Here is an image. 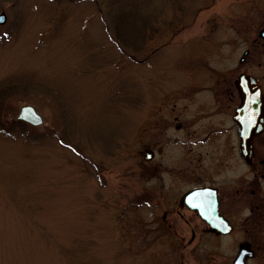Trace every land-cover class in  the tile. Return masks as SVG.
<instances>
[{"label": "rangeland", "instance_id": "rangeland-1", "mask_svg": "<svg viewBox=\"0 0 264 264\" xmlns=\"http://www.w3.org/2000/svg\"><path fill=\"white\" fill-rule=\"evenodd\" d=\"M260 6L0 0V93L15 91L3 119L20 122L27 102L43 117L0 131V264H197L193 243L173 244L174 234L188 241L195 217H175L167 233L145 195L162 189L149 188L135 143L157 98L169 93L175 111L197 100L201 58L221 63ZM153 106L163 107L160 99Z\"/></svg>", "mask_w": 264, "mask_h": 264}, {"label": "flooded vegetation", "instance_id": "flooded-vegetation-1", "mask_svg": "<svg viewBox=\"0 0 264 264\" xmlns=\"http://www.w3.org/2000/svg\"><path fill=\"white\" fill-rule=\"evenodd\" d=\"M243 28L221 63L202 57L197 64V100L185 96L181 111L169 107V93L157 98L160 110L152 103L133 153L146 164L149 188L162 189L145 195L167 233L175 217H195L188 241L174 234L173 244L193 243L197 264H264V0L255 26ZM189 178L192 185L177 192Z\"/></svg>", "mask_w": 264, "mask_h": 264}, {"label": "water", "instance_id": "water-1", "mask_svg": "<svg viewBox=\"0 0 264 264\" xmlns=\"http://www.w3.org/2000/svg\"><path fill=\"white\" fill-rule=\"evenodd\" d=\"M6 19V15L4 12H0V23L4 22ZM15 118L17 120H21L27 123H30L32 125H40L43 123V117L42 115L36 110L34 105L30 103H23L19 106L18 113L16 114ZM241 119V118H240ZM239 128L243 132V129L245 130V133L250 131L251 125H246V122H243L239 120ZM193 198H194V192H190L186 195V199L188 200L189 204L193 206Z\"/></svg>", "mask_w": 264, "mask_h": 264}, {"label": "trees", "instance_id": "trees-1", "mask_svg": "<svg viewBox=\"0 0 264 264\" xmlns=\"http://www.w3.org/2000/svg\"><path fill=\"white\" fill-rule=\"evenodd\" d=\"M127 5L129 7L130 4H127ZM127 5H123L122 7H127ZM132 5L129 8H131ZM124 9H126V8H124ZM124 9H122V10L124 11ZM120 38L123 41L127 40L126 38L123 39L122 36H120ZM13 89H14L13 86L8 85L7 89L4 88V90H2V92L0 93V131H2L3 133H6V134L11 133L13 126H21L23 128L28 127L27 124H25L21 121L20 122L15 121L13 123L12 121L8 122V121H4V119H3V116H6L13 109L12 107H10L11 99H13L15 96L14 95L15 91ZM11 113H12V111H11Z\"/></svg>", "mask_w": 264, "mask_h": 264}]
</instances>
